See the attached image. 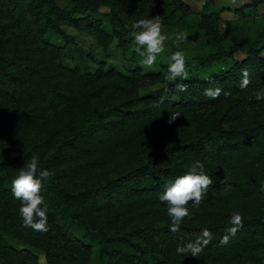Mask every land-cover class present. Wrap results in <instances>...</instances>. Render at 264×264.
<instances>
[{
    "label": "trees",
    "instance_id": "obj_1",
    "mask_svg": "<svg viewBox=\"0 0 264 264\" xmlns=\"http://www.w3.org/2000/svg\"><path fill=\"white\" fill-rule=\"evenodd\" d=\"M100 1L108 9L97 10ZM260 1L215 12V0H201L197 15L183 0H0V264H39L40 256L44 264H264V100L256 98L264 90V28L232 30L224 43L216 23L220 10L243 15ZM176 8L197 15L208 48L187 57L189 79L170 82L139 64L132 25L156 12L166 22ZM65 26L102 48L115 38L121 68L100 59L93 68L67 65L74 36ZM243 69L251 83L241 89ZM155 82L164 95L140 92ZM209 87H221V96H205ZM174 112L181 115L169 124ZM128 142L133 148H122ZM33 154L54 172L41 192L46 233L24 227L9 183ZM195 161L213 184L172 232L158 195ZM235 210L243 227L222 245ZM205 228L213 240L197 258L176 253Z\"/></svg>",
    "mask_w": 264,
    "mask_h": 264
},
{
    "label": "clouds",
    "instance_id": "obj_2",
    "mask_svg": "<svg viewBox=\"0 0 264 264\" xmlns=\"http://www.w3.org/2000/svg\"><path fill=\"white\" fill-rule=\"evenodd\" d=\"M132 27L139 30L133 31L135 43L133 51L143 57L142 66L151 68L157 57L165 51V43L168 40L160 15L139 19ZM187 39V32L176 33V47L179 48L180 43ZM165 78L170 82H175L178 78L181 80L189 79L187 57L183 50L172 53ZM250 83V72L243 69L240 82L241 89L247 88ZM176 88L179 92L187 91V85L183 83L177 84ZM204 94L211 99H218L222 94V89L221 87H209L205 89ZM223 95L228 97L231 93L224 91ZM256 98L264 100V90L257 91ZM161 103H163L162 99L153 107H159ZM180 115L179 112L171 113L168 123H173ZM53 175V171L40 168V159L36 154H33L30 161L24 163L23 167L18 169L17 175L11 181V192L15 199L21 202L19 213L23 218L24 227L41 233L49 231L47 215L49 206L41 192L44 182ZM212 184L213 180L206 173L204 163L195 161L185 174L176 177L164 186V190L158 195V200L167 205V214L171 220L170 231L176 232L179 230L183 220L190 217L189 203L191 202L193 206L198 207L203 202ZM229 224L231 227L227 230L228 234L221 238L220 243L222 245H226L230 236H234L243 227V216L239 210L231 213ZM212 240V232L205 228L194 241L178 245L176 253L197 258Z\"/></svg>",
    "mask_w": 264,
    "mask_h": 264
},
{
    "label": "rangeland",
    "instance_id": "obj_3",
    "mask_svg": "<svg viewBox=\"0 0 264 264\" xmlns=\"http://www.w3.org/2000/svg\"><path fill=\"white\" fill-rule=\"evenodd\" d=\"M183 1L184 3L188 4L193 9V11L197 13V15H199L201 0ZM243 1L245 2L246 0H215V5L212 9L216 12L217 8H220L222 5H238ZM56 2L58 4H66L69 2V0H56ZM165 4L172 5L171 2ZM97 6V10L99 11L108 9V6L104 1H100ZM243 11V15H237L233 11L227 9H223L218 12L216 16V23L219 32H221L223 35L224 43L230 42L228 35L231 34L232 30L233 33L237 32L251 35L264 28V0L257 3L254 7L248 5L245 6ZM92 14L97 15L98 13L93 12ZM157 15L160 14L156 12L151 17H155ZM197 15H185L182 9L176 8L173 14L167 18L166 22L161 20L164 25V32L168 36V40L165 43V51L157 57L155 64L151 68L142 66L141 61L143 57H138L139 64L145 69L160 70L163 76L166 77L168 72V64L172 53L178 50H183L186 53V57H190L192 54L201 52L202 50L208 48V45L203 43L202 39L197 35V31L195 30V20L197 19ZM136 31L139 30L137 29ZM178 32H187L188 34V39L184 42H181L179 48H177L175 44V34ZM74 34H76V37H74V40L68 45V50L65 52L66 56L64 62L67 65L71 66L73 64H77L81 69L91 68L96 63L93 60L100 59L104 60L105 65H113L117 68H121L122 63L125 60L123 58L121 48L116 45L115 38H113L105 48H102L94 42V39L91 35L76 30ZM45 36L47 39L54 41L57 38L52 33H46ZM56 40L61 42L60 38ZM128 49H130V45ZM125 55H127L126 52ZM90 60L93 61L94 65L90 63ZM146 91L164 95V83L155 82L145 89H140V92ZM16 129L17 127L13 129V132H15ZM122 148L132 149L133 147L128 142L122 145ZM13 179L14 178H11L9 183H11ZM71 230L75 235L83 237L84 231L78 225L72 224ZM39 264H44L42 256L39 257Z\"/></svg>",
    "mask_w": 264,
    "mask_h": 264
},
{
    "label": "crops",
    "instance_id": "obj_4",
    "mask_svg": "<svg viewBox=\"0 0 264 264\" xmlns=\"http://www.w3.org/2000/svg\"><path fill=\"white\" fill-rule=\"evenodd\" d=\"M65 29H66L68 32L72 33L74 37H76V36H75L76 34H74V33H75V29H74V28H72V27H68V26H65ZM73 29H74V30H73ZM56 39H59V38H56ZM56 39H55L56 42H60V41H58V40H56ZM68 45H69V44H68ZM66 50H68V46L66 47ZM90 63L93 64V61L90 60ZM93 65H94V64H93ZM94 66H95V65H94ZM94 66H92L91 68H93Z\"/></svg>",
    "mask_w": 264,
    "mask_h": 264
}]
</instances>
